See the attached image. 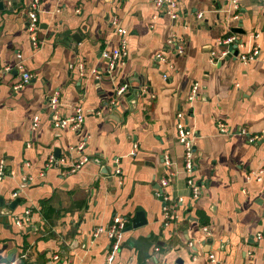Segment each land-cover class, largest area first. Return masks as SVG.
<instances>
[{
    "label": "crops",
    "instance_id": "0c3cea01",
    "mask_svg": "<svg viewBox=\"0 0 264 264\" xmlns=\"http://www.w3.org/2000/svg\"><path fill=\"white\" fill-rule=\"evenodd\" d=\"M11 2L0 12V264H107L109 239L95 230L114 215L126 228L138 211L147 222L123 230L109 264H264V2L176 0L172 20L150 0H38L32 30L34 0ZM113 19L127 56L104 73L101 52L119 46ZM228 36L236 41L224 56L219 41ZM256 46V58L236 57ZM22 69L31 78L14 90ZM133 83L136 105L115 111L123 95L115 89ZM55 93L59 115L82 108L80 127L53 126ZM177 111L195 133L197 198L186 185ZM81 156L80 169L65 172ZM26 209L31 219L17 226Z\"/></svg>",
    "mask_w": 264,
    "mask_h": 264
},
{
    "label": "built area",
    "instance_id": "2783aa9c",
    "mask_svg": "<svg viewBox=\"0 0 264 264\" xmlns=\"http://www.w3.org/2000/svg\"><path fill=\"white\" fill-rule=\"evenodd\" d=\"M38 0H34L32 4V10L30 13V26L29 29L32 30L35 22L37 20L36 18V13H35V7L36 3ZM152 4L155 7H165L166 12L169 14L170 18L172 20H175L177 17V2L176 0H150ZM264 2V0H261ZM235 3V8L237 7L236 5V0H233ZM198 17L201 16V14H197ZM112 25L114 26V30L120 34L119 37V46L112 49V50H103L101 52V55L106 59V69L104 73H110L115 66H118L122 63L123 59L127 56V39L124 34V29L120 28L118 26V23L116 19H113ZM257 36V35H255ZM236 39L234 36H228L224 37L219 41V43L223 46V54L224 56H228L230 54L229 47L235 43ZM32 43L33 45L36 44V39L32 37ZM168 44L171 46H174L178 52H181L182 47L181 45L177 44L176 37L171 36L168 39ZM259 55V48L256 46L249 50L247 53L243 54H238L236 57L243 63H246L248 60L254 59ZM164 55L163 53H158L157 58L159 60H164ZM214 61H216L214 59ZM214 61L212 63H214ZM18 68H22V65L19 64ZM8 70V68H6ZM93 74H96V77H100V75L97 73L96 69L91 70ZM31 78V75L28 71L26 70H21L20 73V81L15 83L13 85L14 90L20 89L25 83H27ZM198 90L199 87L197 83H193L187 99L189 102L193 101L195 97L198 95ZM125 92V87L120 86L115 89V93L117 96H121ZM115 101H112V105L114 107ZM59 98L58 94L55 93L54 95L50 96L48 99V109L49 113L52 118V123L53 126L56 128H71V129H76L82 125L84 122L85 118V113L83 112L82 108L80 106H74L73 107V114L68 115V116H61L58 114V107H59ZM36 121L37 117L33 119V127L35 128L36 126ZM175 129H176V138L177 142L183 147V171L187 174V179H186V185L191 191V196L192 198H197L201 192V189L199 186L195 183V181L190 177L193 167H194V140H195V133L189 129V127L186 126L183 113L182 111H177L175 114ZM218 130L220 132H226L227 129L225 127V124L222 122L218 123ZM244 134H246L245 131H242ZM257 138V136L252 135L248 137L249 141H254ZM135 147V145H134ZM78 148H82V145H79ZM86 158L81 156L79 157L73 164L70 165L66 169L65 172L68 173H74L78 171L81 167V165L85 162ZM49 163L53 162H60L61 164H65V161L63 158L57 159L53 155H50L48 158ZM165 164L169 165L170 161L168 159H165ZM116 173L119 172V170L115 171ZM4 177V164L3 161H0V179ZM167 179L162 180V185H166ZM158 194V193H157ZM17 192L12 193V197H16ZM166 199V197L164 198ZM179 202L182 201L181 198L178 199ZM163 210L166 215H168L167 210L165 206L163 207ZM15 224L17 226L22 225L24 221H29L31 219L30 215V210L26 209L22 215L15 216ZM125 222L124 219L120 215H114L112 218V222L110 223L109 226L106 228L99 227L95 230V233H100V232H105L107 235V238L109 239V246H110V251L107 254V261L106 263L109 264L113 261L114 258V253L117 252L120 247H121V239H122V234L124 230ZM205 231H207L206 228H204ZM208 232V231H207ZM21 257H24V255H21ZM210 260H213V255L208 256ZM13 264V263H10Z\"/></svg>",
    "mask_w": 264,
    "mask_h": 264
},
{
    "label": "water",
    "instance_id": "95a60500",
    "mask_svg": "<svg viewBox=\"0 0 264 264\" xmlns=\"http://www.w3.org/2000/svg\"><path fill=\"white\" fill-rule=\"evenodd\" d=\"M14 3L11 2V0H6V4H5V0H0V12L4 11L6 6L8 7V10H10V6L13 5ZM3 23V19H1V15H0V26ZM73 39L75 38V36H72ZM76 42V40H74ZM133 87L129 88L127 92H124V94L119 97L115 103H114V110L115 111H121L122 108H127V106L130 105H136V102L138 100V96H139V91L136 87V84H131ZM129 104H128V103ZM128 104V105H127ZM161 199V196L159 197ZM18 202V199H15L11 204L10 207L13 208L14 205ZM131 225L124 228V231L129 230L131 228H137L139 226H142L143 224H145L147 221L145 219V215L143 212L138 211L136 212V215L133 219L130 220ZM11 259V257L8 254V257L6 258V260Z\"/></svg>",
    "mask_w": 264,
    "mask_h": 264
}]
</instances>
